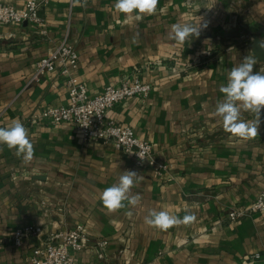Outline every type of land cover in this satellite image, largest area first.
Returning a JSON list of instances; mask_svg holds the SVG:
<instances>
[{
    "label": "crops",
    "instance_id": "crops-1",
    "mask_svg": "<svg viewBox=\"0 0 264 264\" xmlns=\"http://www.w3.org/2000/svg\"><path fill=\"white\" fill-rule=\"evenodd\" d=\"M114 4L49 0L40 8L42 24L0 22V127L21 121L34 145L29 164L0 145V264H25L29 247L40 242L32 236L14 244L15 228L36 223L57 231L77 222L86 239L74 264H264V209L233 221L222 216L264 186V113L259 135L247 141L226 133L214 114L229 70L255 55L253 36L264 41V0H159L156 12L141 20ZM178 22L208 26L180 44L167 38ZM67 28L79 55L75 74L92 93L133 74L149 83L146 95L117 102L107 116L152 143L166 173L155 175L111 143L84 140L71 123L30 120L68 102L59 70L31 78L36 60ZM256 58L254 72L264 71V60ZM242 118L254 117L243 112ZM124 171L144 177L132 188L141 203L108 214L100 194ZM152 209L181 219L191 212L197 220L161 231L144 223ZM102 238L105 257L96 246Z\"/></svg>",
    "mask_w": 264,
    "mask_h": 264
},
{
    "label": "built area",
    "instance_id": "built-area-1",
    "mask_svg": "<svg viewBox=\"0 0 264 264\" xmlns=\"http://www.w3.org/2000/svg\"><path fill=\"white\" fill-rule=\"evenodd\" d=\"M48 1L25 0L21 7H17L0 0V22L42 24L44 19L40 8ZM69 3L71 7L73 0H69ZM78 58V51L67 28L60 42L36 60L31 78L38 79L49 71L59 70L65 76L68 102L34 112L30 120L71 123L81 132L84 140L97 139L111 143L117 151L132 153L135 163L149 165L155 175L166 173L168 164L155 155L152 143L140 138L132 126L120 124L107 116V111L117 102L133 95H146L150 90L149 83L133 74L107 84L100 92L92 93L75 74ZM263 209L264 186L251 202L233 206L222 216L233 221ZM32 236L38 237L40 242L29 247L24 257L25 264H74L76 254L85 246L86 230L81 222L57 231L47 230L36 223H26L15 228L11 234L13 243L18 246ZM107 243L105 238L96 241L99 257H105ZM258 256V253L254 255Z\"/></svg>",
    "mask_w": 264,
    "mask_h": 264
},
{
    "label": "clouds",
    "instance_id": "clouds-1",
    "mask_svg": "<svg viewBox=\"0 0 264 264\" xmlns=\"http://www.w3.org/2000/svg\"><path fill=\"white\" fill-rule=\"evenodd\" d=\"M79 3L80 0H73V6ZM158 3L159 0H115L114 8L126 17L141 20L145 15L154 14ZM207 26L206 23L203 25L174 23L167 32V38L184 44L192 37L198 38L202 28ZM138 35L137 33L136 37ZM259 48L264 51V42L260 41ZM257 62L255 55H248L240 64L229 70L227 84L219 89L223 93V99L215 105L214 114L219 118L223 130L231 137L243 141L254 139L259 135L261 117L264 113V71L254 72V65ZM243 112L251 113L254 118L243 119ZM0 145H6L10 150L14 149L15 155L21 158L24 164H29L34 159V145L29 138L28 130L19 120H13L8 127H0ZM143 179L144 177L139 176L135 171H124L116 184L105 188L100 194V200L108 214L116 213L128 206L134 208L139 205L142 195L139 192L133 194L132 188L138 180ZM126 215L131 216L132 212L129 210ZM196 220L195 213L189 212L181 219L168 211L155 209L149 210L144 217L146 225L161 231L181 225L188 226Z\"/></svg>",
    "mask_w": 264,
    "mask_h": 264
},
{
    "label": "water",
    "instance_id": "water-1",
    "mask_svg": "<svg viewBox=\"0 0 264 264\" xmlns=\"http://www.w3.org/2000/svg\"><path fill=\"white\" fill-rule=\"evenodd\" d=\"M260 41V38L257 36L252 37V52L258 57V59L264 60V51L259 48Z\"/></svg>",
    "mask_w": 264,
    "mask_h": 264
}]
</instances>
